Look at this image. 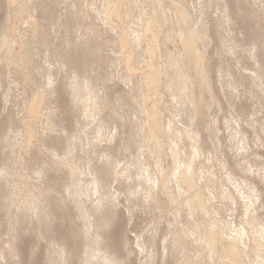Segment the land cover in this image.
<instances>
[{
	"label": "rangeland",
	"instance_id": "1",
	"mask_svg": "<svg viewBox=\"0 0 264 264\" xmlns=\"http://www.w3.org/2000/svg\"><path fill=\"white\" fill-rule=\"evenodd\" d=\"M0 37V264H264V0H0Z\"/></svg>",
	"mask_w": 264,
	"mask_h": 264
},
{
	"label": "bare ground",
	"instance_id": "2",
	"mask_svg": "<svg viewBox=\"0 0 264 264\" xmlns=\"http://www.w3.org/2000/svg\"><path fill=\"white\" fill-rule=\"evenodd\" d=\"M172 1V0H171ZM109 4V3H108ZM176 7H177V13H178V15L179 14H181V17H182V15H184L183 14V11H182V9H180V5L179 4H177V3H173ZM109 7H111V5L109 6ZM111 10V9H110ZM112 11H114V10H112ZM107 15V14H106ZM108 20L110 21V19L112 18V13L110 12L108 15ZM138 16V15H137ZM116 18V17H115ZM185 18V17H184ZM103 19V18H102ZM140 19V17L139 18H137V20L138 21H140V22H142L143 20H139ZM166 19V18H165ZM106 20V21H105ZM104 20V22H108L107 21V18ZM133 20H134V18H133ZM133 20H132V22H133ZM136 20V19H135ZM134 20V21H135ZM135 21V25L137 26L138 25V21ZM186 20V19H185ZM181 21H183V20H181ZM9 22V21H8ZM187 21H184V24L186 23ZM143 23V22H142ZM141 23V24H142ZM163 23V22H162ZM149 24V23H148ZM140 25V24H139ZM141 27V26H140ZM139 27V28H140ZM146 27V26H145ZM133 28V27H132ZM136 28V27H135ZM135 28H134V31H135ZM138 28V27H137ZM141 29H142V27H141ZM7 30V29H6ZM138 29H136V31H137ZM7 31H10L9 29L7 30ZM144 31V30H143ZM147 31V30H146ZM4 33L6 32L5 30L3 31ZM1 33V36H3L2 34H4V33ZM194 32V31H193ZM138 33V32H137ZM136 32H135V34H137ZM143 32H141V34H142ZM145 34H147L146 32H144ZM149 33V32H148ZM9 34V33H8ZM144 34V35H145ZM134 35V34H133ZM140 35V34H139ZM140 36H142V35H140ZM196 36V35H195ZM195 36L194 35H192V36H190L188 39H187V42H188V46H187V50L189 51V53L191 52V54H193V56H195L198 60H199V62L200 61H202V60H200L201 58H202V55H200L199 56V54H198V50H197V46L195 45ZM3 38H4V36H3ZM125 38V37H124ZM142 38V37H141ZM0 40L2 41V37H0ZM138 40V41H137ZM137 45L139 44V43H141V45H142V42H141V40L142 39H138V36H137ZM154 40V39H153ZM4 41V40H3ZM144 41V40H143ZM8 43V44H10V42H9V38H8V40L7 41H4V43ZM14 42V41H13ZM123 42V41H122ZM126 42V41H125ZM184 42V41H183ZM3 43V42H2ZM2 43H0V46L2 47ZM12 43V42H11ZM82 43V42H81ZM127 43V42H126ZM186 43V42H185ZM14 44V43H13ZM25 44V43H24ZM29 44V43H28ZM135 44V43H134ZM10 45H12V44H10ZM9 45V46H10ZM125 45V44H124ZM157 45V44H156ZM83 46V45H82ZM136 46V45H135ZM0 47V48H1ZM79 48V47H78ZM139 48V47H138ZM33 49V48H32ZM149 50V49H148ZM188 51H187V55L189 54L188 53ZM50 52V51H49ZM149 53H150V51H148ZM154 52V51H153ZM80 53V52H79ZM151 53H152V51H151ZM47 54V53H46ZM72 54V53H71ZM30 55V54H29ZM150 56H152V54H150ZM127 57V56H126ZM187 57V56H186ZM204 58V57H203ZM202 58V59H203ZM30 59V58H29ZM48 59H49V54H48ZM127 59V61H125V62H128V63H126V64H129L130 63V60L129 59H131V56H129L128 55V57L126 58ZM187 60V59H186ZM79 61V60H78ZM87 61V60H86ZM172 61V60H171ZM66 62V61H65ZM84 62H85V60H84ZM137 62V61H136ZM79 63V62H78ZM85 63H87V62H85ZM114 63V62H113ZM185 63V62H184ZM150 65V64H149ZM189 65V64H188ZM69 66V65H68ZM67 66V67H68ZM127 66V68H126V71H127V69L129 70V75L130 74H132V73H130L131 71L133 72V70L131 69V66H130V64L129 65H126ZM179 66V65H178ZM178 66H176L177 68H178ZM117 67V66H116ZM185 67V66H184ZM72 68V67H71ZM85 68V67H84ZM83 68V69H84ZM153 68V67H152ZM66 69V68H65ZM172 69V68H171ZM186 69V68H185ZM49 70V69H48ZM67 71V70H66ZM72 71V70H71ZM83 71H85V72H83V76L85 75V74H89V69L88 68H86V69H84ZM159 71V70H158ZM79 72V71H78ZM134 73V72H133ZM136 73H138V72H136L135 71V74ZM141 73V72H140ZM162 73V72H161ZM179 73H181V74H185L186 72H184L183 71V69L181 68V69H179ZM74 74H75V71H74ZM128 74V73H127ZM158 74V73H157ZM91 75V74H90ZM143 75V74H142ZM131 76V75H130ZM155 77V76H154ZM150 79V78H149ZM127 80V79H126ZM129 80V79H128ZM147 81H148V79H146ZM147 81H146V83H147ZM154 82V81H153ZM126 84H127V86H128V88L130 89L129 90V93L128 94H133V93H135V90L138 88V90H139V84H137V82L135 83V79H133V78H131L128 82L126 81ZM51 86V85H50ZM131 98H133L134 100H136V98L137 97H134V96H131ZM149 98V97H148ZM152 100V99H151ZM148 102V101H147ZM123 103H124V101H123ZM146 103V102H145ZM149 107V106H148ZM148 116V115H147ZM150 116V115H149ZM150 119V118H149ZM136 120L138 121L139 120V118H137L136 117ZM148 122V121H147ZM117 130V129H116ZM113 135H114V133H113ZM115 138V137H114ZM196 138V139H195ZM195 138H194V140H195V143H194V145H193V148H192V150H194L193 151V153H194V158H193V162L191 163V165H189L188 166V169L190 170L192 167H193V165L194 166H196L197 164H196V162H198L197 160L199 159H201V155H203L202 154V152H201V150H200V147H199V145H197V142H198V140H197V138H198V134H196V136H195ZM162 144V143H161ZM173 153H174V155H173V157H174V159L177 157V151H176V149L174 148V149H172L171 150ZM143 155V154H142ZM177 159V158H176ZM174 161V160H173ZM177 162V161H176ZM179 162V161H178ZM177 162V163H178ZM179 164V163H178ZM177 164V165H178ZM190 167V168H189ZM159 168V171H160V173L161 174H163V169L162 168H160V167H158ZM181 168H180V165H178V166H176L175 167V171H174V169H173V172L171 173V176L170 177H173V176H175V178H177V176H179L181 173V171L182 170H180ZM158 170V169H157ZM147 172H149L148 170H147ZM190 173H185V175L183 176L184 178H183V180L185 181V184L189 187V189L190 190H193L194 189V187H195V179H192V176L191 175H189ZM96 175V174H95ZM149 176H150V173H149ZM165 176H166V174H165ZM96 178V177H95ZM164 178V177H163ZM169 178V177H168ZM167 177L165 178V179H162V180H164V181H162L163 183H164V185H165V183H168V181H169V179H168ZM174 178H171L170 180H173ZM97 180V179H96ZM167 181V182H166ZM162 182L160 181H158V188L160 187L161 188V186L160 185H162V186H164L163 184H162ZM99 182H97V186L99 187ZM166 187V186H165ZM100 188V187H99ZM159 188V189H160ZM168 188H169V186H168ZM162 189H164V188H162ZM162 189H160V190H162ZM165 189H167V188H165ZM169 190V189H168ZM181 189H179V191H180ZM164 193H166L165 191H163ZM174 195V194H173ZM165 196V195H164ZM168 198V197H167ZM169 199V198H168ZM193 199H194V202H200V196L198 195V194H195L194 195V197H193ZM170 200V199H169ZM168 200V201H169ZM101 202H103V200H99L98 201V203L95 205V210H96V212L97 211H102V210H104V209H106V208H112L111 206L112 205H110V206H108V207H105V206H99V203H101ZM171 202V201H170ZM173 202V201H172ZM170 204V203H169ZM174 206V205H173ZM204 209V207L203 206H201V210H203ZM110 211V210H109ZM108 210H104V211H102L101 213L103 214L102 215V219H103V221H104V223H110V221L113 219V218H110V212H109ZM98 214H99V212H97ZM97 214V215H98ZM99 216H101V215H99ZM98 216V217H99ZM101 218V217H100ZM214 222H216L215 224H214V226H218V225H220L221 224V222H219L217 219H214V221H213V223ZM103 223V222H102ZM103 227V226H102ZM105 227H103V229H104ZM203 242V240L201 239V238H196V243L199 245V244H201ZM213 243H214V236L212 235L211 236V239L210 240H208L207 241V243H206V246L209 248V250H210V252H213V250L214 249H212V247H213ZM179 245V244H178ZM180 245H181V243H180ZM197 246V245H196ZM200 247H201V245H199ZM184 247V246H183ZM182 248V247H181ZM185 249V248H184ZM183 249V250H184ZM201 250H203L204 249V247L203 248H200ZM211 249H212V251H211ZM182 250V251H183ZM206 250H207V248H206ZM209 252V253H210ZM183 253V252H182ZM185 253V252H184ZM203 253V252H202ZM183 255V254H182ZM181 255V256H182ZM203 255H204V253H203ZM209 255V254H208ZM198 256H199V258H200V255L198 254ZM181 258H183V257H181ZM212 258V257H211ZM210 258V259H211ZM105 260H107L110 264H111V260L110 259H105ZM203 261V260H202ZM202 263V262H201ZM205 264V263H204Z\"/></svg>",
	"mask_w": 264,
	"mask_h": 264
}]
</instances>
